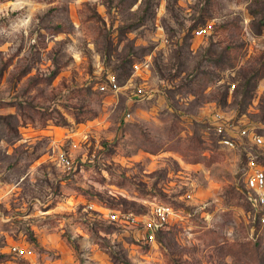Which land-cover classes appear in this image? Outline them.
Masks as SVG:
<instances>
[{
	"label": "rangeland",
	"instance_id": "374dc122",
	"mask_svg": "<svg viewBox=\"0 0 264 264\" xmlns=\"http://www.w3.org/2000/svg\"><path fill=\"white\" fill-rule=\"evenodd\" d=\"M252 165L264 0H0V264H264Z\"/></svg>",
	"mask_w": 264,
	"mask_h": 264
},
{
	"label": "built area",
	"instance_id": "2783aa9c",
	"mask_svg": "<svg viewBox=\"0 0 264 264\" xmlns=\"http://www.w3.org/2000/svg\"><path fill=\"white\" fill-rule=\"evenodd\" d=\"M203 29L196 31V35L203 34ZM111 83L114 80L111 79ZM97 90L105 92L107 86L105 84L97 85ZM214 133L219 137L218 142L228 148H234L235 138L247 139L255 146H260L263 143L262 137L257 133L254 126L247 127L235 126L229 122L216 124L213 127ZM245 183L248 190L247 199L254 211V218L260 226H264V167L259 165H252L245 171ZM152 219H145V217H137L132 213H120L115 211L108 214L110 221L118 222L131 226H138L143 230V235L149 242L155 241V232L160 226L167 224V222L176 216L173 209L166 205H154L151 208ZM12 251L16 255L27 256L31 252L24 249L13 247Z\"/></svg>",
	"mask_w": 264,
	"mask_h": 264
}]
</instances>
